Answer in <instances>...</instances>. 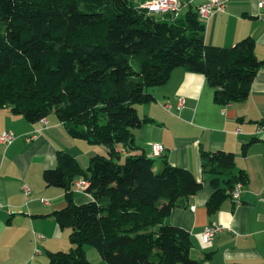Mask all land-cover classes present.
<instances>
[{
	"label": "trees",
	"instance_id": "trees-1",
	"mask_svg": "<svg viewBox=\"0 0 264 264\" xmlns=\"http://www.w3.org/2000/svg\"><path fill=\"white\" fill-rule=\"evenodd\" d=\"M180 1L174 16L151 14L137 0H0V106L32 122L55 114L73 137L108 153L84 169L60 151L57 166L44 171L48 185L66 189L67 206L53 214L71 229L72 243L49 252V264H92L87 244L108 264L202 263L191 254L190 232L164 219L204 184L166 156L132 153L139 148L134 130L150 121L136 105L154 101L152 89L179 67L205 75L217 103L241 101L263 62L251 37L208 44L198 9ZM120 145L129 152L124 163ZM201 158L203 173L214 175L206 205L213 213L247 175H232L233 152L203 151ZM80 177L90 182V199L77 204Z\"/></svg>",
	"mask_w": 264,
	"mask_h": 264
},
{
	"label": "crops",
	"instance_id": "crops-1",
	"mask_svg": "<svg viewBox=\"0 0 264 264\" xmlns=\"http://www.w3.org/2000/svg\"><path fill=\"white\" fill-rule=\"evenodd\" d=\"M137 1L144 5L148 0ZM182 1L185 8L194 9L205 2ZM225 1L224 10L201 18L204 38L222 47L246 37L255 40V54L263 64L249 95L221 105L205 75L176 68L165 84L152 89L154 101L136 105L139 115L150 121L134 130L139 148L132 153L151 155V143H161L165 147L161 156L190 169L203 182L199 192L164 219L190 232L193 258L202 259L201 264H264V6L261 0ZM180 98L185 100L183 107L177 104ZM46 118L47 123L32 122L11 107L0 106V133L11 130L16 136L11 143L0 142V264H49V252L71 249V229L62 227L53 214L67 206L66 189L48 185L44 171L57 166L60 151L71 153L84 169L94 155L108 154L106 146L69 134L55 114ZM33 134L36 137L28 140ZM117 150L122 156L129 153L122 145ZM222 150L235 153L232 175L244 172L247 180L239 200L229 197L211 213L206 205L215 191L210 180L214 175L203 173L201 153ZM25 185L31 188L29 195ZM73 198L80 204L90 196L74 189ZM213 222L225 230L205 242L202 232ZM84 249L92 264H108L94 246Z\"/></svg>",
	"mask_w": 264,
	"mask_h": 264
},
{
	"label": "built area",
	"instance_id": "built-area-1",
	"mask_svg": "<svg viewBox=\"0 0 264 264\" xmlns=\"http://www.w3.org/2000/svg\"><path fill=\"white\" fill-rule=\"evenodd\" d=\"M261 6H264V0L260 1ZM143 6L147 7L148 10L154 14H165V13H171L174 16H177L178 13H180L182 9V2L180 0H148ZM226 7V1L225 0H205L203 4H201L198 8V13L201 18H209L212 14H214L217 11L224 10ZM183 103H185L184 98H180L179 102L177 103L179 107H183ZM169 107V104L167 105ZM47 118L44 117L41 119V122L47 123ZM263 129V126H259L258 131H261ZM240 129L237 130L239 132ZM15 134L11 130L4 131L0 133V142L3 143H11L15 139ZM36 134H33L29 136L28 140H31L32 138H35ZM165 151V147L161 143L153 142L151 143V155L152 157L156 158L157 156L160 157L163 155ZM90 184L89 180L80 177L78 178L74 183V189L76 191H79L82 193V191L86 192L87 187ZM243 183L238 182L233 189H231L229 192L233 199L239 200L241 197V190H242ZM26 195H29L31 193V188L28 185L24 186ZM222 230H225L224 225L213 222L209 225H207L203 232L202 237L205 242L212 241ZM40 238H43V235L38 234ZM22 264H32L30 262H25Z\"/></svg>",
	"mask_w": 264,
	"mask_h": 264
},
{
	"label": "rangeland",
	"instance_id": "rangeland-1",
	"mask_svg": "<svg viewBox=\"0 0 264 264\" xmlns=\"http://www.w3.org/2000/svg\"><path fill=\"white\" fill-rule=\"evenodd\" d=\"M107 156H108V155H107ZM120 158H121V162H123V163H124V162L126 161V158H127V157H126L125 155H123V156H122V157H120ZM158 161H160V160L158 159Z\"/></svg>",
	"mask_w": 264,
	"mask_h": 264
}]
</instances>
